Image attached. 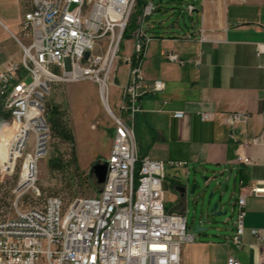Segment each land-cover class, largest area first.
<instances>
[{"label": "built area", "instance_id": "1", "mask_svg": "<svg viewBox=\"0 0 264 264\" xmlns=\"http://www.w3.org/2000/svg\"><path fill=\"white\" fill-rule=\"evenodd\" d=\"M135 1L30 0L16 41L19 59L0 62V108L10 112L14 123L28 125L16 150L24 160L16 198L34 185L37 161L47 153L49 130L43 114L51 83L61 76L69 82L95 83L104 108L103 97L108 95L112 67ZM155 11L152 2L144 4L140 27L132 35L134 60H126L130 64L128 81L115 113L106 112L114 134L100 193L68 205L61 198L49 197L39 208L16 210L13 216L1 218L0 264H180L182 247L194 237L187 233L182 215L166 211L162 183L166 170L181 164L139 159L131 120L140 110L138 102L144 90L141 58L152 39L143 30L142 20ZM186 11L192 14L194 6L188 4ZM103 39L107 49L95 54ZM166 57L178 62L176 54ZM28 77L31 82L26 84ZM163 89V82H153L154 92ZM173 117L181 119L183 114L175 112ZM200 119L209 121L212 115L201 113ZM226 122L234 129L246 125L248 116L233 113ZM29 133L33 134L31 143ZM230 138L234 139L232 134ZM259 142L254 137L243 145ZM237 161L252 162L243 156H237ZM137 163L140 167L135 174ZM23 170L27 172L24 178ZM250 192L260 195L264 189L253 187ZM235 213L232 243L238 247L244 232L245 196H238ZM252 234L259 239L258 232ZM227 264L239 263L230 257ZM258 264H264L262 256Z\"/></svg>", "mask_w": 264, "mask_h": 264}, {"label": "crops", "instance_id": "2", "mask_svg": "<svg viewBox=\"0 0 264 264\" xmlns=\"http://www.w3.org/2000/svg\"><path fill=\"white\" fill-rule=\"evenodd\" d=\"M191 4L190 30L149 35L152 39L141 58L144 90L138 102L140 110L131 118L136 153L139 159L181 164L165 172L163 181L174 193L172 202L165 201V209L182 215L186 230V209L192 198L181 199L173 183L188 177L191 185L192 179L206 177L218 184L219 191L223 185L228 189L231 180L238 190L232 216L217 231L195 232L196 226L201 230L206 226L195 210L187 230L194 239L182 247L180 264H227L230 257L239 264H258L260 257L264 258V194H251L250 190L264 189V0H197ZM0 24L7 28L3 20ZM152 28L143 30L147 34ZM121 49L108 86V99L110 89L117 94L115 109L129 77L126 60H134L133 42L123 43ZM3 51L13 53L9 47H0V55ZM168 54H176L178 62H169ZM155 81L163 82L162 91L152 90ZM175 112H182L183 117L174 118ZM201 113L211 114L212 119L202 121ZM233 113L246 114L247 124L230 128L226 118ZM71 114L69 125L76 143L81 120H72ZM83 121L92 131L91 125L100 122ZM113 134L114 128L105 149L107 157ZM254 137L259 138V144L243 145ZM237 156L252 162L240 163ZM239 195L245 196V215L242 242L237 247L232 237ZM252 231L259 233V239Z\"/></svg>", "mask_w": 264, "mask_h": 264}, {"label": "rangeland", "instance_id": "3", "mask_svg": "<svg viewBox=\"0 0 264 264\" xmlns=\"http://www.w3.org/2000/svg\"><path fill=\"white\" fill-rule=\"evenodd\" d=\"M147 1L152 2L156 6V11L148 18L142 20V26L144 29H146L147 26L153 27L150 31L148 30L147 36L170 33L182 34L191 29L192 20L191 16L186 11V8L188 4L197 0ZM29 2L30 0H0V20L7 23L6 29L0 24V47H9V49L12 48L13 51L11 55H7L5 54L6 51H3L0 55V62L9 60L10 58H15L17 61L19 59L18 47L11 35L17 37L20 36L19 25L22 21L25 10L29 6ZM74 8L75 6L71 7V9ZM139 10L140 7L138 6V0H136L124 31L126 34L128 33L129 35H132L135 33L136 30L132 29V24L135 25L136 23L137 27H140V25H138L140 21ZM128 28H131L130 31H128ZM130 39L132 38H121L109 83L112 81L114 74L113 71L118 56L122 55V44H130V42H133V40ZM98 45L102 48L100 49V47H96L94 53H104L107 49V40H100ZM126 51L127 46H125L124 52L126 53ZM30 82L31 77L25 79L26 84H29ZM115 100H117V94L114 89H110L108 104L110 103L109 106L114 113ZM49 103L60 106L66 113L67 120H69L70 112L72 113V120H81L78 124V130L80 131L77 132L76 143L73 147L51 136L49 126L45 119V109ZM43 115L49 130L46 142L47 153L37 161L34 185L31 188L26 189L20 198H16L17 186L21 176V167L24 161L23 157L16 159L14 171L10 175H6L5 172H2L0 167V219L13 216L16 210L39 208L49 197L61 198L62 201L68 205L77 198L94 197L97 192L101 190V186L96 184L94 176H90L89 171L93 164L96 162L102 163L107 159L105 149L110 145L113 122L100 103L96 86L90 81L69 82L66 80H57L52 82L49 92L44 99ZM83 120H99L100 122H95L91 125L93 128L92 131L89 130L88 124L86 125ZM15 131L16 128L12 119L0 128V152H7L8 145ZM28 140L30 143L32 142V133H29ZM28 150H30V146ZM71 150H74L77 159L78 172L76 174L74 167L72 166L62 174L50 172L48 170V162L50 159L61 156L62 158L69 160ZM26 173L25 170L22 171V178L26 176ZM197 181L200 184L203 183L201 178H197ZM213 186L214 183H211L210 189ZM162 189L166 203L172 202L174 193L166 181H163ZM237 192L238 190L234 186L233 180H231L228 184V189L224 194V199L226 201L224 210H226L227 213L225 216L218 218L217 223L211 225L205 224V228H207L206 231H217L219 228L225 226L224 221L230 219L232 216V202ZM195 210L193 203H190L186 209V216L188 217L187 230L191 227L192 219L195 216Z\"/></svg>", "mask_w": 264, "mask_h": 264}, {"label": "water", "instance_id": "4", "mask_svg": "<svg viewBox=\"0 0 264 264\" xmlns=\"http://www.w3.org/2000/svg\"><path fill=\"white\" fill-rule=\"evenodd\" d=\"M88 53H85V58L88 57ZM90 176L93 175L98 186H101L106 179L107 175V161L104 160L102 163L96 162L91 166L89 171ZM202 184L195 179H192L191 185H188L189 178L186 177L183 182H180V187L176 189L179 197L181 199H186L188 197L192 198L193 205L198 213V219L203 220L205 224H215L217 219L226 215V201L224 199V194L227 190V186L224 185L222 191H219L218 184H215L210 189L211 182L207 181L206 177L201 178ZM100 191L97 192L98 195ZM226 220L224 221V224ZM207 228L202 230L196 226L195 232L206 231Z\"/></svg>", "mask_w": 264, "mask_h": 264}, {"label": "trees", "instance_id": "5", "mask_svg": "<svg viewBox=\"0 0 264 264\" xmlns=\"http://www.w3.org/2000/svg\"><path fill=\"white\" fill-rule=\"evenodd\" d=\"M146 3V0H138V6L140 7V13L141 10ZM140 15V14H139ZM137 25L132 24V29H136ZM131 28H128V31H130ZM131 38V35L126 32L123 33L122 38ZM45 119L49 126L50 134L53 138H57L61 140L64 143H67L71 145L72 147L75 144V138L71 131L69 120L66 119V113L61 109L60 106L54 105V104H47L45 109ZM11 120V114L8 111L3 110L0 108V128L8 123ZM74 167L75 174L78 172V164L76 155L74 153V150H71L70 159L66 160L62 158L61 156H58L56 158H52L48 162V170L50 172L54 173H63L70 167ZM139 164L137 163L135 166V174L139 171ZM90 177V176H89Z\"/></svg>", "mask_w": 264, "mask_h": 264}, {"label": "bare ground", "instance_id": "6", "mask_svg": "<svg viewBox=\"0 0 264 264\" xmlns=\"http://www.w3.org/2000/svg\"><path fill=\"white\" fill-rule=\"evenodd\" d=\"M147 2V1H146ZM13 40L16 42L17 41V36L15 35H11ZM17 45V44H16ZM18 47V46H17ZM18 52H20V49H17ZM59 81H64V76H61L60 79H57ZM68 81V80H66ZM96 86V89L98 88L97 84L93 83ZM98 94V92H97ZM99 98V96H98ZM100 100V98H99ZM101 103V102H100ZM103 104H104V109L107 113H111L112 109L108 104V95L103 97ZM102 105V103H101ZM14 126L16 128V131L8 145V149L7 152H0V167L1 170L3 172H5L7 175H10L13 171H14V167H15V162L16 159L19 158V155H17V148L21 145L23 139H24V135H25V131L28 128V125H25L23 123L18 124V123H14Z\"/></svg>", "mask_w": 264, "mask_h": 264}, {"label": "flooded vegetation", "instance_id": "7", "mask_svg": "<svg viewBox=\"0 0 264 264\" xmlns=\"http://www.w3.org/2000/svg\"><path fill=\"white\" fill-rule=\"evenodd\" d=\"M180 187L179 183H173V188L176 191Z\"/></svg>", "mask_w": 264, "mask_h": 264}]
</instances>
